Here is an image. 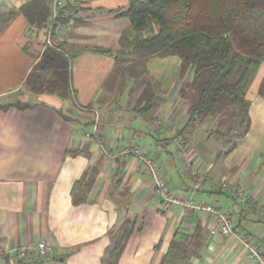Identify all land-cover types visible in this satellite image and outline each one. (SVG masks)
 <instances>
[{"label": "crops", "instance_id": "obj_1", "mask_svg": "<svg viewBox=\"0 0 264 264\" xmlns=\"http://www.w3.org/2000/svg\"><path fill=\"white\" fill-rule=\"evenodd\" d=\"M32 1L0 0V17ZM63 2L69 20L58 26L53 40L73 55L71 99L43 93L37 103L24 101L32 94L27 78L48 32L28 25L21 14L10 23L0 20V105H32L25 111H0V264H22L17 252L35 254L42 242L51 248L49 256L31 264H104L111 232L127 220L135 226L118 264H161L173 240L188 245L190 264H253L237 238L211 234L217 227L213 216L180 207L163 211L142 162L118 151L138 148L161 166L173 193L216 204L241 232L264 235V99L257 95L259 86L246 95L249 131L233 141L236 146L226 155L232 143L218 154L212 146L218 121L209 118L188 129L189 105L178 102L176 79L158 80V107L150 115L137 107L141 93L131 90L141 76L121 74V89L117 82L109 86L117 58L132 48L130 22L117 18L128 0ZM95 48L113 55L92 52ZM86 128L96 135L85 137ZM181 148L208 181L202 192L192 193ZM222 182L243 189L248 198L235 200L228 189H216ZM235 203L239 209L232 213Z\"/></svg>", "mask_w": 264, "mask_h": 264}, {"label": "trees", "instance_id": "obj_2", "mask_svg": "<svg viewBox=\"0 0 264 264\" xmlns=\"http://www.w3.org/2000/svg\"><path fill=\"white\" fill-rule=\"evenodd\" d=\"M65 10V7L61 8L53 19L47 0H34L3 17L10 23L21 14L28 25L39 30L47 29L50 39L55 40L58 26L69 20L65 17ZM117 18L127 19L134 34L129 54L136 60L130 61L131 70L140 67L142 76L146 74L145 66L150 59L175 57L181 64V77L189 74L179 93L181 101L189 105L188 129L216 118L219 125L214 134L222 138L223 127L228 122L225 117L231 115L235 118L239 112L237 118L243 129L234 135L235 140L247 134L250 104L246 95L264 65V0H128L127 7L120 10ZM56 45L58 50L49 51L51 59L47 65L40 63L36 68L61 74L64 84L59 81L62 93L58 96L67 100L72 98L70 69L73 55L61 44ZM91 51L113 55L110 50L95 48ZM117 62L122 60L117 58ZM120 74V68H116L112 77ZM31 76L27 82L31 81ZM141 81L140 86L144 88L137 107L143 114L150 115L158 107L157 91L151 84ZM257 95L264 99V77ZM12 108L25 111L32 105L21 102L0 105V111ZM235 146L236 143L232 142L224 155ZM134 226V222L127 220L119 230L111 232L104 264H118ZM161 264H190L188 245L173 240Z\"/></svg>", "mask_w": 264, "mask_h": 264}, {"label": "built area", "instance_id": "obj_3", "mask_svg": "<svg viewBox=\"0 0 264 264\" xmlns=\"http://www.w3.org/2000/svg\"><path fill=\"white\" fill-rule=\"evenodd\" d=\"M52 2V17L56 18L59 10L63 8V0H51ZM50 36L48 37V41ZM50 42V41H49ZM158 127H164L167 131L174 133L173 129L168 125L157 122ZM96 130L92 134L91 131L86 128L84 130V136L89 138L92 135H96ZM100 148L104 153L108 152V147L105 144L100 143ZM121 156L134 157L142 162L147 173L149 174L154 188L156 197L161 201V207L163 211H168L174 207H180L184 211H198L204 212L214 217L217 227L211 230V234L220 233L225 237L233 236L239 240L241 245L246 250L248 258L253 264H264V235H258L251 237L238 230L237 225L232 220L230 214H226L216 204H209L203 201H196L192 198H185L181 195L173 193L164 177L161 166L153 159L144 155L138 148H121L118 151ZM180 156L184 162L185 173L193 180L192 193L202 192L207 184L205 176L200 174L195 168L186 150L181 148ZM228 189L235 200L243 201L248 198L247 193L238 187H229L226 182L217 184L216 189ZM239 206L235 203L232 207V213L237 212ZM51 248L44 242L40 243L37 247L36 253L32 254L26 249H20L17 252V258L22 264H31L35 260L47 259Z\"/></svg>", "mask_w": 264, "mask_h": 264}, {"label": "rangeland", "instance_id": "obj_4", "mask_svg": "<svg viewBox=\"0 0 264 264\" xmlns=\"http://www.w3.org/2000/svg\"><path fill=\"white\" fill-rule=\"evenodd\" d=\"M48 32V31H46ZM49 33V32H48ZM47 34V38L45 39V42L43 43V51L40 53V60L37 61V64L32 68V71L30 73V75L32 74L31 81L28 82L27 84V90H29L30 96L25 98L24 101H26L27 103H37V101H39L40 99L37 96H42L43 93L44 95L50 96L51 94H56V95H60L62 93L61 88V84L60 82L63 81L62 84H64V80L61 77V74H56L55 71L52 70H48V71H40L37 70L36 66L38 64H42L43 65H47V62L50 58V53L49 51L51 50H58L57 45L55 44L54 40L50 39L48 41V37L49 34ZM124 41H128L127 38H125ZM129 42V41H128ZM45 57V59H44ZM122 60V62H119L120 64H118V66L116 68H120V72L121 74H125V75H129L130 73L134 76L139 75V77L141 76L140 74L142 73V70L140 67H138V69H136L135 71L131 70V65L129 64L130 61L132 60H136L135 57L130 56V54L124 53L123 54V58H120V61ZM132 64V63H131ZM135 66V65H133ZM146 74L142 75L144 80V83H149L151 84L152 89L155 88V86L158 84V89H159V83L158 80L160 81H164V83L166 84L167 82H171L174 81V79H176V84L175 86L177 87L174 92L176 91V95H177V100L180 103V105L182 104L179 93L181 90V87L183 86V84H185V82L188 80V73H185V76L181 77V64L178 58L175 57H170V58H152L148 61L147 65L145 66V71ZM165 72L168 74L166 75ZM120 74V75H121ZM142 76L140 78H142ZM264 77V65L261 67L259 73L255 76V78L253 79V81L251 82V84L248 87V92H250V96H252L253 94H255L258 86L260 85V82L262 81ZM29 78V79H30ZM119 79L116 78H112L110 79V83L109 86H113L114 84H117L119 87L121 85V83L123 84L124 82L122 81H117ZM58 81V82H57ZM60 81V82H59ZM125 81V80H124ZM49 82H51L49 84ZM143 81H137V83L131 84V90L134 92L136 91V94H139L142 92L143 90V85L140 86V83ZM148 85V84H147ZM120 87V89H121ZM119 90V89H118ZM123 91V90H122ZM71 99V97H70ZM25 102V103H26ZM180 106H178L179 108ZM238 116H236L235 118L232 117L231 115H228L225 117V120L229 122L226 123V126L223 127V133L224 136L222 138H216L213 139L212 141L214 142L213 148H216V150L218 151V154H221L225 151L226 147L228 146L226 143L228 142V144L230 145V143H232L233 141H235V136L237 134L240 133V131L243 129V127L239 126V112L236 113ZM185 121V119H184ZM183 121V124L185 123ZM214 121H216V118L214 119ZM173 129V128H172ZM198 130V129H197ZM222 130V129H221ZM227 130L230 131V133L227 132ZM173 132H175V129H173ZM235 135V136H234ZM197 136V133H195V137ZM216 136V135H215ZM217 137V136H216Z\"/></svg>", "mask_w": 264, "mask_h": 264}]
</instances>
